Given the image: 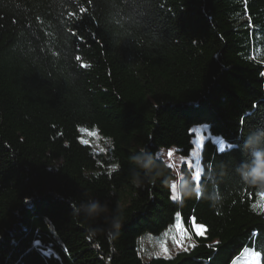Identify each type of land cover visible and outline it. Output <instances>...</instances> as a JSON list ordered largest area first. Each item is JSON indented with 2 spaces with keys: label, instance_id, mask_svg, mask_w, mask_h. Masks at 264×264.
<instances>
[{
  "label": "trees",
  "instance_id": "trees-1",
  "mask_svg": "<svg viewBox=\"0 0 264 264\" xmlns=\"http://www.w3.org/2000/svg\"><path fill=\"white\" fill-rule=\"evenodd\" d=\"M200 124L225 152L207 137L203 195L184 194L196 185L182 166L172 199L176 173L158 151L188 156ZM142 147L151 180L132 159ZM257 152L264 0H0V264H233L245 248L264 262V190L238 171ZM90 201L109 211L87 219ZM177 220L195 247L145 261L138 237Z\"/></svg>",
  "mask_w": 264,
  "mask_h": 264
},
{
  "label": "rangeland",
  "instance_id": "rangeland-1",
  "mask_svg": "<svg viewBox=\"0 0 264 264\" xmlns=\"http://www.w3.org/2000/svg\"><path fill=\"white\" fill-rule=\"evenodd\" d=\"M195 129H199V131L207 138L211 136L214 140L218 141L219 138L216 136H212L208 130V126L206 124H200L196 126ZM86 132V137H89V142L93 144L97 150H107L109 147V142L105 139H103L95 130L92 131H85ZM89 133H93L94 135H89ZM195 141V146H196V140ZM223 142L222 140L218 141ZM169 150L172 151L173 156L171 159L168 157V152ZM201 152L202 150H197V156L196 157H190L188 156H183L179 154L174 147L167 149V148H161L158 151V156L159 157H164L166 158L170 164H174V171L176 173V179L173 184L176 185L175 187V195L178 194L179 191V186H180V178H181V169H182V164H181V159L182 157H189L190 159L195 161H199L201 165ZM177 222L174 224H171L169 227L164 229L160 233H149V232H144L138 237L137 241V250L140 254V256L145 260L149 261L153 257H158V256H163V257H172L176 255L178 252L183 251L185 248L189 249L191 245L194 243V234L189 232L191 234V239H183L182 241V246H179L176 241L181 240L180 234L177 232L175 225ZM199 224V223H197ZM203 225V224H199ZM204 226V225H203ZM205 230L202 232L203 235L206 233V227L204 226ZM195 232V230L193 229ZM166 243L167 245V253L163 251V245ZM254 250L253 248H249ZM255 251V250H254ZM240 256V255H239ZM238 256V257H239ZM237 259V258H236ZM262 261V257H261ZM262 264L264 262L262 261Z\"/></svg>",
  "mask_w": 264,
  "mask_h": 264
},
{
  "label": "clouds",
  "instance_id": "clouds-1",
  "mask_svg": "<svg viewBox=\"0 0 264 264\" xmlns=\"http://www.w3.org/2000/svg\"><path fill=\"white\" fill-rule=\"evenodd\" d=\"M253 142L254 141L249 140L246 143V147H250ZM255 155L257 157V166L255 168L250 169L247 165H245L238 169V171L240 172L242 178H244L248 184L252 185L253 187H258L260 190H264V152H257ZM132 159L141 165V167L146 172V178L151 180L153 169L156 166L155 154L148 152L145 148L142 147L140 149V153L132 157ZM133 183L137 187L140 186V177H134ZM184 194L189 197L194 195L197 199H199L203 195V191L201 187L194 186L191 188H187ZM216 199H219V197L217 196ZM71 207L73 209V213L78 214L80 209L75 204H71ZM81 207L84 208L87 219L92 221L97 220L102 213H107L109 211L106 206H101L98 201H90L86 205H81ZM123 223L124 221L122 210L118 209L116 214L112 217V228L115 231L111 232L110 234L113 238H118V234L120 232V229L123 227ZM98 230L99 229L92 228L93 232H96ZM113 251H115L114 248Z\"/></svg>",
  "mask_w": 264,
  "mask_h": 264
},
{
  "label": "snow or ice",
  "instance_id": "snow-or-ice-1",
  "mask_svg": "<svg viewBox=\"0 0 264 264\" xmlns=\"http://www.w3.org/2000/svg\"><path fill=\"white\" fill-rule=\"evenodd\" d=\"M81 11H83V9ZM70 15H74V14H70ZM78 59H80V57H78ZM82 66H84V65H82ZM241 124H243V121L241 122ZM82 131H84V130L82 129ZM192 131H193V134H194V137L196 140V146L190 152L189 156L190 157H196L198 154L197 150L203 149L206 137L199 131V129H193ZM89 135H94V134L89 133ZM81 143L88 144V141L82 140ZM218 150L220 153L225 152V144L223 142H220ZM172 156H173V153L171 150H169V152H168L169 159H171ZM181 164H182V166H186L192 172V179H193L195 185L199 186L200 181H201V177L203 175V169L200 165V162L198 160L193 162V160L190 159L189 157H182ZM168 167L169 168L174 167V164H169ZM118 168H119V165H113V171L117 170ZM175 187H176V185L173 184L172 185V191H173L172 199H176ZM257 198H258V200L264 201V192L257 193ZM252 208L254 211H256L257 205L253 204ZM259 210L264 211V204L259 205ZM177 215H179V214H177ZM191 226L198 235L202 234V232L205 230L203 225H199L196 223L195 218L192 219V225ZM175 228L181 236V240L176 241V243L179 246H182L183 239H189V240L191 239V234L188 233L187 229L183 226V223L181 221L177 220ZM191 246L195 247V245H191ZM187 250H188L187 248L184 249V251H187ZM163 251L165 253H167V251H168L166 243L163 245ZM168 258H170V257H168ZM233 264H262L261 253L259 251H254L252 249L245 248L243 250V252H241L240 256L237 257V259H235L233 261Z\"/></svg>",
  "mask_w": 264,
  "mask_h": 264
}]
</instances>
